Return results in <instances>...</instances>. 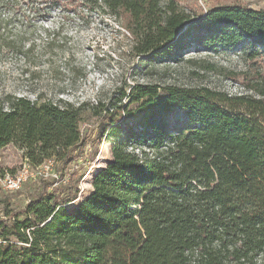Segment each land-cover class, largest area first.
I'll return each instance as SVG.
<instances>
[{
    "label": "trees",
    "instance_id": "trees-1",
    "mask_svg": "<svg viewBox=\"0 0 264 264\" xmlns=\"http://www.w3.org/2000/svg\"><path fill=\"white\" fill-rule=\"evenodd\" d=\"M58 10L113 17L150 63H193L183 57L193 49L264 56V10L223 6L194 17L176 0H0V54L29 58L33 21ZM230 76L250 93L138 84L119 108L90 106L95 117L107 113L111 161L73 210L77 190L63 202L43 190L22 212L0 200V264H264V72ZM86 106L2 96L0 149L25 132L64 144L75 161ZM178 110L190 125L175 130Z\"/></svg>",
    "mask_w": 264,
    "mask_h": 264
},
{
    "label": "rangeland",
    "instance_id": "rangeland-1",
    "mask_svg": "<svg viewBox=\"0 0 264 264\" xmlns=\"http://www.w3.org/2000/svg\"><path fill=\"white\" fill-rule=\"evenodd\" d=\"M181 10L190 16H201L210 9L223 6H242L264 10V0H176ZM168 0H162L166 6ZM22 21L16 24L21 30ZM30 30V43L35 48L24 60L8 51L0 54V98L5 95L27 97L34 101H68L87 104L82 116L81 133L85 148L75 161L69 157L64 144L34 143L28 133H20L18 141L0 149V170L5 175L17 174L24 162L34 166L46 158L56 161L46 178H30L19 192H0V200L7 201L14 212H22L45 190L56 193L63 202L78 191V199L66 205L69 210L92 192L93 176L111 161V140L103 136L107 124L103 111L95 117L90 106L102 101L119 108L121 94L141 85H176L183 88H209L230 95L247 94V82L238 73L254 76L264 72V56L252 61L244 48L230 52L208 53L202 49L189 50L185 60L175 63H150L132 51L129 35L120 23L109 15L86 11L66 13L53 11L47 18H37ZM22 31L24 29L22 28ZM29 44V43H28ZM214 69H213V68ZM89 105V106H88ZM109 120V119H108ZM173 128L190 125L184 113L174 112L170 119ZM2 215V214H1Z\"/></svg>",
    "mask_w": 264,
    "mask_h": 264
},
{
    "label": "built area",
    "instance_id": "built-area-1",
    "mask_svg": "<svg viewBox=\"0 0 264 264\" xmlns=\"http://www.w3.org/2000/svg\"><path fill=\"white\" fill-rule=\"evenodd\" d=\"M53 165V160L47 161L41 166H32L29 161L24 162L22 170L17 174L15 173L13 175H4L3 177H0V192L21 191L30 178L48 177Z\"/></svg>",
    "mask_w": 264,
    "mask_h": 264
}]
</instances>
